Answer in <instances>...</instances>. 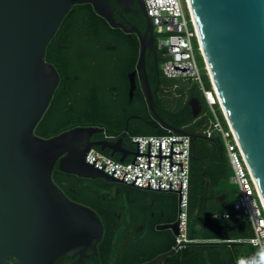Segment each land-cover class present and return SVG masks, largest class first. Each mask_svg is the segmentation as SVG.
Listing matches in <instances>:
<instances>
[{"label":"water","instance_id":"water-1","mask_svg":"<svg viewBox=\"0 0 264 264\" xmlns=\"http://www.w3.org/2000/svg\"><path fill=\"white\" fill-rule=\"evenodd\" d=\"M113 1L125 12L136 1L148 18L142 0ZM188 1L205 66L264 202V0ZM82 4H91L111 26H122L109 0H0V264H54L62 255L95 249L102 235L98 215L66 197L53 183L52 169L58 161L62 172L121 183L87 163L85 154L98 147L124 161L136 153L122 141L124 132L92 141L103 130L96 126H77L48 138L34 134L58 83L55 68L44 62L46 45L72 6ZM147 46L156 50L141 37L136 70L148 106L158 116L144 67ZM187 103L196 116L199 99ZM162 127L191 140L206 138L166 123Z\"/></svg>","mask_w":264,"mask_h":264},{"label":"flooded vegetation","instance_id":"flooded-vegetation-1","mask_svg":"<svg viewBox=\"0 0 264 264\" xmlns=\"http://www.w3.org/2000/svg\"><path fill=\"white\" fill-rule=\"evenodd\" d=\"M109 4L114 7L115 22L122 26L113 27L101 17L113 28L106 31L101 25H93L83 15L82 21L68 22L67 18H63L47 43L44 62L55 68L58 83L34 127V134L48 138L73 127L96 126L103 130L93 134L90 137L92 141L112 140L124 132L122 141L132 149L134 147L129 137L133 130L163 129V123L195 135L200 134L198 131L204 123H197L205 114L204 106L201 103L199 113L193 116L187 101L197 96L187 90L186 96L182 98L178 91L181 82L170 83L162 74L160 61L164 53L157 45V36L150 19L139 12L136 1L130 4L129 12L123 11L113 0H109ZM87 5L95 13L92 5ZM92 31L94 34H91ZM93 35L94 42L91 44L88 41ZM141 37L152 41L156 48L155 51H151L149 46L145 48L144 67L158 116H154L148 106L136 70ZM85 58L89 68H96L95 79L90 78L86 83L90 94L84 91L85 85L81 80L80 68ZM132 72L134 88L130 94L129 75ZM166 84L165 92L163 86ZM49 112L66 115V124L72 126L47 137L37 134V124ZM89 113L96 114V120L99 119L97 115L101 114V119L106 120L107 125L81 124L85 122V114ZM118 128L120 131L114 133L113 130ZM200 140L206 139L193 137L191 148H197V153L208 158L210 170H214L210 153L200 148ZM114 157L119 158V155L115 153ZM57 165L58 161L53 169ZM208 185L207 182L206 203H220L222 200L219 201L216 195L208 194ZM101 191L109 193L115 210L105 221L98 216L102 223V235L95 249L87 246L83 252L62 255L54 264H237L240 245L236 239L225 241L211 238L206 233L177 242V235L174 234V229L179 230L177 193L103 188ZM10 260L15 262L12 258Z\"/></svg>","mask_w":264,"mask_h":264},{"label":"built area","instance_id":"built-area-1","mask_svg":"<svg viewBox=\"0 0 264 264\" xmlns=\"http://www.w3.org/2000/svg\"><path fill=\"white\" fill-rule=\"evenodd\" d=\"M146 14L157 36V45L165 59L161 63L162 74L168 79L189 78L195 82L212 113L211 127L203 130L207 136L212 131L220 133L231 167V182L238 194L231 212L221 216H233L248 222L251 235L248 243L254 253L240 255L238 264H252L264 251V202L256 182L248 168L238 141L229 126L219 96L205 66L197 27L187 0H142ZM197 56H201L210 87L204 86ZM221 112L226 127L218 119ZM136 153L124 161L114 159L99 148L92 147L85 154V161L94 168L121 181V183L154 191L175 192L179 195V234L177 242L186 241L188 187L190 180L191 138L187 134L169 131L163 134H134L129 137ZM213 217L216 215L213 214ZM230 241V239H225Z\"/></svg>","mask_w":264,"mask_h":264},{"label":"trees","instance_id":"trees-1","mask_svg":"<svg viewBox=\"0 0 264 264\" xmlns=\"http://www.w3.org/2000/svg\"><path fill=\"white\" fill-rule=\"evenodd\" d=\"M85 16L89 19V21L94 25L98 24L99 26L106 31L110 28L109 26L101 17L96 15L92 12L87 4L82 5H73L72 8L68 11L65 19L67 18L68 22L73 21H82V17ZM94 28V27H93ZM91 34H94L93 31ZM89 43L93 44L94 42V35L91 36ZM200 61L203 65V61L201 56H198ZM165 59L162 57L160 64ZM81 76H82V83L84 86V91L86 93H91L90 88L86 87L87 81L90 78L95 79L96 77V68H89L86 58L81 63ZM161 67V66H160ZM207 76V75H206ZM171 82H181L178 91L180 92L181 97L186 96V91L190 90L191 94H195L199 101L204 106V116L203 118L197 123L200 125L204 123L203 128L198 131L200 135L206 137V140H200V148L207 149L210 153V159L212 164L215 166L214 170H210V162L208 158L205 156L197 153V148H191V154H194V159L190 160V180H189V187H188V208H187V236L189 238H193L197 235H206L209 233V237L211 238H221V239H236L240 245V253L241 255H247L254 253L255 250L248 244L242 241L251 235V228L248 222L240 221L235 219L233 216L229 218H224L221 215L224 212H231V209L225 207V201L227 197V192L224 188L221 187L223 180L227 179V175L230 172V166L225 150L224 141L217 131H212L210 136H207L203 133L208 127H211V120H212V113L208 108L205 100L199 90L198 85L195 82H192L191 85H188V81L181 80L177 81L176 79H167ZM203 81V80H202ZM204 86L209 88L210 83L207 77L206 83ZM188 86V87H187ZM164 91L166 92L167 84L163 86ZM170 92V91H168ZM218 119L222 123L223 126H227L226 122L223 118V115L216 107ZM210 116L208 115V113ZM96 114H85V122L81 124H98V125H107L106 120L101 119V114L97 115L98 120L94 117ZM104 117V116H103ZM68 117L62 114H56L54 112H49L46 114L43 119L37 124L36 133L47 137L53 134L60 132L63 129H67L71 124H66ZM199 127V126H195ZM196 129V128H195ZM120 131V128L117 130H113L114 133ZM166 129H155V130H145V129H136L132 131V135L134 134H163L168 133ZM202 138V137H199ZM98 148V147H96ZM104 153L109 155L108 150H104ZM114 159H117L113 156ZM202 159L203 163L205 164V168L202 166ZM52 180L53 182L63 190L65 195L74 202L80 203L92 209L98 216L101 217L103 221L109 218L110 214L115 210L114 203L109 198V193L105 191H101V189H119L120 191H129V192H143V191H150L156 192L154 190L148 189H141L137 187H132L123 183L118 182H108L103 178H86V177H79L75 174L65 173L55 167L52 170ZM204 176L207 177L208 182V194H212L213 196L220 197L222 196V201L220 203L215 202L216 204L208 205L205 200V188H206V180ZM167 192V191H163ZM209 198V197H207ZM216 197H214L215 199ZM205 207V209H203ZM232 208V205H231ZM215 214L216 216L213 217L212 215ZM238 264V259L236 261ZM228 264V263H225ZM230 264V263H229Z\"/></svg>","mask_w":264,"mask_h":264},{"label":"rangeland","instance_id":"rangeland-1","mask_svg":"<svg viewBox=\"0 0 264 264\" xmlns=\"http://www.w3.org/2000/svg\"><path fill=\"white\" fill-rule=\"evenodd\" d=\"M197 62H198V65L200 67V74H201L202 80H203L204 83H206L207 76L205 74V70H204L203 65H202V63L200 61V58L198 56H197ZM176 80L177 81H181V80H185V78H177ZM185 81H189L190 83L193 82V80H191L189 78H186ZM207 113L210 116L209 112H207ZM217 113H218L219 118H220L219 112H217ZM229 168H230V172L227 175V179L223 180L221 187L224 188L225 191L227 192V197H226V201H225V207L231 209V205H232L233 201L235 200V198L237 197L238 189H237V186L234 185L231 182V180H230V176L232 174V171H231V167H229ZM240 255L241 254H239L238 256H240Z\"/></svg>","mask_w":264,"mask_h":264},{"label":"clouds","instance_id":"clouds-1","mask_svg":"<svg viewBox=\"0 0 264 264\" xmlns=\"http://www.w3.org/2000/svg\"><path fill=\"white\" fill-rule=\"evenodd\" d=\"M252 264H264V251L260 252L257 258H254Z\"/></svg>","mask_w":264,"mask_h":264},{"label":"bare ground","instance_id":"bare-ground-1","mask_svg":"<svg viewBox=\"0 0 264 264\" xmlns=\"http://www.w3.org/2000/svg\"><path fill=\"white\" fill-rule=\"evenodd\" d=\"M188 1V0H187ZM189 2V1H188ZM207 66V65H206ZM207 70H208V72H209V68L207 67ZM209 74H210V72H209ZM210 76H211V74H210Z\"/></svg>","mask_w":264,"mask_h":264}]
</instances>
